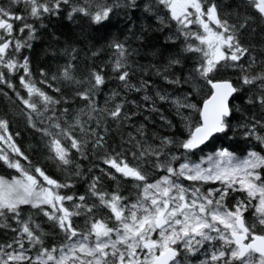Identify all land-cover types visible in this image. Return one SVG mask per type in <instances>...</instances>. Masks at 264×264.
Returning a JSON list of instances; mask_svg holds the SVG:
<instances>
[{
    "label": "snow or ice",
    "instance_id": "snow-or-ice-1",
    "mask_svg": "<svg viewBox=\"0 0 264 264\" xmlns=\"http://www.w3.org/2000/svg\"><path fill=\"white\" fill-rule=\"evenodd\" d=\"M0 172V264H264V0H0Z\"/></svg>",
    "mask_w": 264,
    "mask_h": 264
},
{
    "label": "trees",
    "instance_id": "trees-1",
    "mask_svg": "<svg viewBox=\"0 0 264 264\" xmlns=\"http://www.w3.org/2000/svg\"><path fill=\"white\" fill-rule=\"evenodd\" d=\"M40 47H42L41 45H37V49H39ZM25 144L29 143V140H25L24 141ZM0 174H3L2 172H0Z\"/></svg>",
    "mask_w": 264,
    "mask_h": 264
}]
</instances>
